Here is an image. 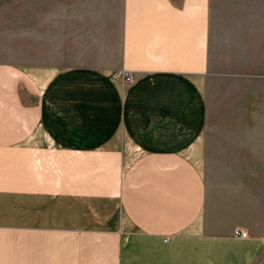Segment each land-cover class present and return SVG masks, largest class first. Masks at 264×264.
Listing matches in <instances>:
<instances>
[{"label":"crops","instance_id":"obj_1","mask_svg":"<svg viewBox=\"0 0 264 264\" xmlns=\"http://www.w3.org/2000/svg\"><path fill=\"white\" fill-rule=\"evenodd\" d=\"M230 1L227 19L221 0H119L88 11L94 29L54 56L40 47L38 62L0 63V226L54 236L50 247L25 240L34 258L49 248L54 264L263 256L264 123L243 128L253 139L236 159L258 163L240 171L246 180H206L209 83L264 82L254 50L264 0Z\"/></svg>","mask_w":264,"mask_h":264},{"label":"rangeland","instance_id":"obj_2","mask_svg":"<svg viewBox=\"0 0 264 264\" xmlns=\"http://www.w3.org/2000/svg\"><path fill=\"white\" fill-rule=\"evenodd\" d=\"M221 2L225 3L221 7L223 15L231 16V1ZM103 9L118 10L119 0H0V63L21 67L38 62L40 47L43 54H52L60 44L68 46L71 34L86 35L94 29V19L87 17V12ZM258 37L262 43L254 47L256 62L264 60V43L261 34H256ZM207 107V183L213 185L220 180L233 185L246 180L240 171L256 169L258 163L237 159L245 157L240 150H246L252 142V137L244 136L250 132L243 129L245 125L264 123V82H210ZM30 235L41 237L45 245L50 243L48 247L54 241V236L0 226V264H54L53 249L41 258L33 257L24 245ZM255 264H264V254Z\"/></svg>","mask_w":264,"mask_h":264},{"label":"built area","instance_id":"obj_3","mask_svg":"<svg viewBox=\"0 0 264 264\" xmlns=\"http://www.w3.org/2000/svg\"><path fill=\"white\" fill-rule=\"evenodd\" d=\"M124 78H125V80L127 82L131 81V77H130L129 73H127V72L124 73ZM235 234L238 235L241 238H246L247 237V233L246 232L240 231V232H235Z\"/></svg>","mask_w":264,"mask_h":264}]
</instances>
